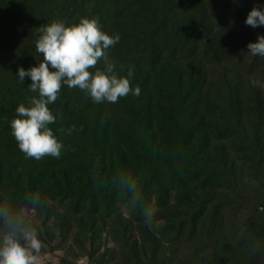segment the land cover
Returning a JSON list of instances; mask_svg holds the SVG:
<instances>
[{
    "label": "trees",
    "instance_id": "16d2710c",
    "mask_svg": "<svg viewBox=\"0 0 264 264\" xmlns=\"http://www.w3.org/2000/svg\"><path fill=\"white\" fill-rule=\"evenodd\" d=\"M260 5L0 0V234L19 220L92 264H264V57L247 53L264 26L244 23ZM81 18L120 36L107 59L140 94L94 103L62 85L48 105L60 155L28 157L10 121L36 93L17 69L42 59L41 27Z\"/></svg>",
    "mask_w": 264,
    "mask_h": 264
},
{
    "label": "clouds",
    "instance_id": "9594fccd",
    "mask_svg": "<svg viewBox=\"0 0 264 264\" xmlns=\"http://www.w3.org/2000/svg\"><path fill=\"white\" fill-rule=\"evenodd\" d=\"M244 23L252 28L264 26V5L254 6ZM119 40L118 34H106L95 19L88 18L68 26L54 21L39 29L34 43L42 59L27 70L17 69L18 79L24 82L25 77L29 78L28 89L36 93L27 99V106L23 103L17 106L16 118L10 121L11 135L20 151L36 159L45 154L60 155L63 145L49 128L55 117L48 105L57 99L62 85L78 87L94 103H114L130 91L134 96L140 94L139 86L130 89L134 72L129 69L126 77L121 76L107 59V50ZM247 49L252 56L264 57V35H258L254 43L249 42ZM101 59L103 69L88 71ZM253 84L264 87L257 81ZM144 217V222L150 226L151 211L145 210ZM41 247L36 229L17 220L8 232L0 234V264H36Z\"/></svg>",
    "mask_w": 264,
    "mask_h": 264
},
{
    "label": "rangeland",
    "instance_id": "374dc122",
    "mask_svg": "<svg viewBox=\"0 0 264 264\" xmlns=\"http://www.w3.org/2000/svg\"><path fill=\"white\" fill-rule=\"evenodd\" d=\"M31 217L35 218L33 214H31ZM51 231L52 235H55L56 228L51 229ZM54 246L55 244L52 246L44 245L41 247L44 249H40V252L37 255L36 264H62L64 260L72 262L74 259L77 260L76 264H92L87 256H82V253L77 249L78 247L73 238H71L62 248L50 250ZM105 247H112V243L108 241Z\"/></svg>",
    "mask_w": 264,
    "mask_h": 264
}]
</instances>
